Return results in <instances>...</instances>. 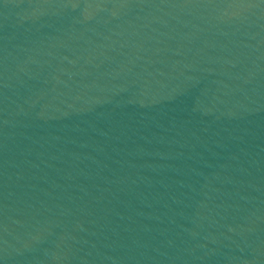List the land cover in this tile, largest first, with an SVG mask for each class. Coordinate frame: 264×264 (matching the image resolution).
Returning a JSON list of instances; mask_svg holds the SVG:
<instances>
[{
	"label": "water",
	"instance_id": "95a60500",
	"mask_svg": "<svg viewBox=\"0 0 264 264\" xmlns=\"http://www.w3.org/2000/svg\"><path fill=\"white\" fill-rule=\"evenodd\" d=\"M2 264H264V0H0Z\"/></svg>",
	"mask_w": 264,
	"mask_h": 264
},
{
	"label": "snow or ice",
	"instance_id": "6c2138e0",
	"mask_svg": "<svg viewBox=\"0 0 264 264\" xmlns=\"http://www.w3.org/2000/svg\"><path fill=\"white\" fill-rule=\"evenodd\" d=\"M0 264H2V262H0Z\"/></svg>",
	"mask_w": 264,
	"mask_h": 264
}]
</instances>
